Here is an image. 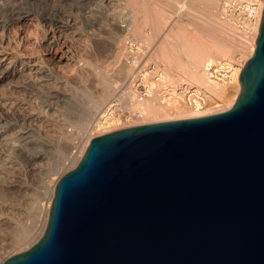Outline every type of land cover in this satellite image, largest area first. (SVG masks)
I'll list each match as a JSON object with an SVG mask.
<instances>
[{"label": "water", "instance_id": "water-1", "mask_svg": "<svg viewBox=\"0 0 264 264\" xmlns=\"http://www.w3.org/2000/svg\"><path fill=\"white\" fill-rule=\"evenodd\" d=\"M239 79L222 111L92 137L2 264H264V8Z\"/></svg>", "mask_w": 264, "mask_h": 264}, {"label": "bare ground", "instance_id": "bare-ground-1", "mask_svg": "<svg viewBox=\"0 0 264 264\" xmlns=\"http://www.w3.org/2000/svg\"><path fill=\"white\" fill-rule=\"evenodd\" d=\"M114 1L117 0H4V3L0 5V34L2 36L0 38V196L13 197V194L21 192L26 195V191L30 188L25 178H18L13 174L14 172L12 173V169H18L17 166L15 168L16 158L22 157L33 175L40 176L47 171L48 176L40 177L41 182L39 181L40 188H42L40 193L48 199L46 206L40 203L39 196L36 197L35 193H31L35 194L31 198L36 201L35 209L31 213L34 218L38 217L39 219L36 220L40 222L37 225L38 236H42L46 229L57 184L55 183L54 186L50 184V173L54 171V167L58 166V160L64 156V150L70 145L67 134L63 135L59 144L50 140V132L52 133L58 124L56 122L57 125H53L54 127L48 125L51 114L54 112L55 116V112H59L62 104H69L73 99L70 92H66L60 85L63 83L65 85V81L62 79L59 81L57 76L61 73V63L67 58L68 51L67 43L63 41V31L67 26H75L78 22L77 16L80 14L93 13ZM166 1L167 7L162 10L149 5L145 0H128L131 13L127 25L122 27L129 25L130 28L126 27L128 31L132 30L133 34H139L144 42L147 38L151 40L155 36L162 37L163 34L164 39L168 34L170 36V32L175 29V34L172 35H174L175 43L176 40L178 41L177 46L171 43L174 41L171 38V42H168V39L161 43V47H158L160 48L158 55L165 59L171 71H168L169 75L166 78L167 83L173 86L172 95L166 96L162 92H157L145 101L136 100L130 84V74L134 71L135 65L127 62L125 52V39L129 33L126 32L123 35L126 28H118V32L108 38L110 62L106 66L89 62V67L95 73L102 93L96 105L106 106L102 113H99L100 117L94 125L102 132L121 128L124 118L128 120L127 124L133 125L137 124L133 122L141 123L222 111L233 105L240 91L241 70L239 76L235 78V87L237 85L238 87L232 92L231 84H234V81V83L224 85L209 79L204 71V65L215 57L233 56L236 52H242L245 55L252 50L254 43L243 42L235 27L221 19L217 0H209L205 3L207 10L205 7L203 9L208 14L205 15L206 21L201 22L202 24L193 23V21L191 23L179 20L174 22V17L180 15L183 10L198 11L202 0ZM49 3L59 4L57 5L60 7L59 14L64 15V12H70L71 19L65 21V19L52 17ZM24 4L30 6L28 16H31L32 20L29 23L30 27L20 32L14 40L7 32L20 27V23L25 21L21 18L22 12L17 11V9L24 8ZM117 11L121 12V9H117L116 14ZM116 14L115 16H118ZM146 23H150L152 27V34L148 37L143 30ZM189 24L193 27H188ZM50 26L52 29H49ZM41 33L43 38L40 37ZM72 68L74 74L85 78L82 66L74 63ZM183 83L210 88L224 104L216 103L202 110L187 106L179 97L178 88ZM15 92L23 95L17 96ZM115 96H118L117 102H112L114 100L110 98ZM119 103L126 108L124 110L127 111V116L124 115L126 112L122 114L117 109H111ZM182 105L192 113L185 110ZM132 117H135L137 121H132ZM87 145L80 149L73 165L79 162ZM56 155L58 157L55 159ZM52 160L54 163H51ZM0 207L1 254L7 247L31 238L34 232L32 233V226H25L22 220L17 218V213L14 211L16 207L11 204ZM8 226H12L10 241L4 239Z\"/></svg>", "mask_w": 264, "mask_h": 264}, {"label": "rangeland", "instance_id": "rangeland-1", "mask_svg": "<svg viewBox=\"0 0 264 264\" xmlns=\"http://www.w3.org/2000/svg\"><path fill=\"white\" fill-rule=\"evenodd\" d=\"M127 1L128 0H117V1H114L113 3H110L107 7H103L101 9H98L97 11H94L93 13L84 14V15L80 14L79 16H77L78 22L76 23V25L75 26L73 25L72 27L67 26L63 31V41L67 43L68 47L66 49H68V51L70 53L67 51V58L61 63V65H62V67L60 69L61 73H59L57 76L59 78L58 79L59 81H61V79H62V81H65V85H64V83L60 84V85L63 89H65L66 92H68V91L70 92L73 99H72L71 103H69V104H66V105L62 104V106L59 107V112L58 111H57V113L55 112V116H54V112H53V114H51L50 118L48 116L49 121H50L48 123L49 127L50 126L54 127L55 125L58 124V127H56V129H54V131L52 130V133L50 132L49 137L50 136L51 137L49 139L52 140L53 142L56 141V144H59V142H61L63 137H64L63 135L67 134L69 137V141H70L69 147L66 150H64V153H65L64 156L58 160L59 161L57 164L58 166L54 167V169H53L54 171H51V173H50V176H49L50 184L53 186L55 183H57L59 178L66 171H68L69 169L73 168L74 165H76V164L73 165V163L75 162L74 160L78 156L80 149H82L83 146H86L92 137L99 135L101 133H105L104 130L102 132V130H99L98 128L94 127V125L98 121V118L100 117L99 113H102V111L104 110V108H106V106L104 104L100 107H98L96 105V101L99 99L100 96H102V93L100 90L101 88L98 85V79H97L95 73H93V71L89 67V62L91 61V63L92 62L93 63H99V64H101V66H106L107 63L110 62L111 58L110 59L108 58L109 52H110V47H109V43H108L109 39L108 38H110L112 35L117 33L119 30L118 28H120V27L121 28H126V27L130 28L129 25L122 27L124 25H127V21L129 19V15L131 13V10H130L131 8H129L130 5ZM182 1L183 0H180V2H182ZM186 1L189 2L192 0H186ZM208 1L209 0H205V1L202 0V4H201L198 11L195 10V11L187 12V10H183L180 13V15L178 14L179 16L176 15V18L174 17V22L176 20L177 21L179 20L182 22H190V23H191V21H193V23L198 22L199 24H202L201 22L204 23V21H206L205 15L208 14V12L205 11V10H207V8L205 7L206 6L205 3H207ZM145 2L148 3L149 5L155 7V8H159L162 10H164L167 7V4H166L167 1L166 0H145ZM217 2L220 3V0H217ZM262 2H264V0ZM2 3H4V0L0 1V5ZM55 3H52V4L49 3L50 13L52 12L51 16L55 17L57 19H65V21L70 20L72 17L71 13L66 11L67 13L64 12V15L61 13L59 14L58 10L60 9V7L57 6L59 4H55ZM23 7L24 8L17 9V11L22 12L21 18L25 19V21L20 23L21 26L18 27L19 29L13 28L11 30H8V32H7L9 37L11 39H14V40L19 36L18 34L20 32H22L23 30H26L30 27L29 23L32 20L31 16H28V14H30V13H28V10H30V6L28 4H24ZM218 7H219V4H218ZM117 9L118 10L121 9V12L117 11V14H116ZM218 12H219V10H218ZM115 14L118 16H115ZM140 20H142L141 17H140ZM176 24H178V23L176 22ZM174 25H175V23H174ZM188 27L191 28L193 26L192 25L190 26V24H189ZM128 28H126L123 35L126 34V32H127V33H129L127 36L133 35V36L139 37L141 39V36H139V34H137V33L133 34L132 30H129L130 31L129 32ZM49 29H52V27L50 26ZM143 30H144L145 34L147 35V37L150 36L152 34V27L150 26V23H146ZM174 30L172 32H170V36L172 34H175ZM42 35L43 34L41 33V36H40L41 38H43ZM163 35H162V37L161 36H155L151 40H150V38H147V40L145 41L146 43L144 41H143V43L148 48L147 57L149 59H151L152 61H156L159 64H161L163 66L164 71H165V75L168 76L169 75L168 73L171 71H169V66H168V63L166 61H164L165 59H162V57L158 55V51L160 49L158 47H161L160 46V45H162L161 43H163L164 41L166 42L168 39H169L168 42H171L172 40H174L171 43L174 44L175 46H177L176 43L178 41L176 40V43H175L174 35H172L170 37L168 34L167 37L164 39H163V37L165 35L164 36ZM0 38H2L1 34H0ZM171 38H172V40H170ZM251 51L252 50L248 51L244 57H248L249 54L251 53ZM74 63H77L78 66H82L84 68V74L86 75L85 78L84 77L81 78L77 74L73 73L72 67H73ZM176 74L178 76H181L179 73H176ZM234 82H233L234 84H231V86L233 87L232 92H234L236 90V87H238V85L235 87L236 80H234ZM15 95L22 96L23 94L22 93L16 94V92H15ZM109 98H107V99L109 100ZM117 98H118V96H115V97L110 98V99L114 100L112 102H117V100H116ZM218 101H219V104H221V105L224 104V102H222V100H220V99L216 100L215 102H218ZM182 107L184 108L183 105H182ZM185 110H187V108ZM187 111H189V110H187ZM125 112L126 113L124 115L127 116L128 113H127V111H125ZM189 112L192 113V111H189ZM89 114H91V115H89ZM56 119H57V121H56ZM81 120L83 122H81ZM131 120L137 121L135 117H132ZM56 122H57V124H56ZM78 123L81 124V126H79ZM127 123H128V120H126V118H124L123 123H122L123 125L121 124L120 127L130 125ZM133 123H138V122H133ZM73 131H75V132H73ZM57 157H58L57 155L54 156L55 159ZM16 160H17L16 162L18 164L17 163L15 164V168L17 166L18 169H12V173L14 172L13 174L17 175L18 178H22V179L25 178L24 180L27 181L28 184H30L29 190L26 191L27 194L30 193V195H27V194L25 195V193H22V192L20 194L19 193L13 194V197L12 196L11 197H5V196L1 195L4 198H2L0 196V206H3L5 204H9V205L11 204L14 207H16L14 209V211L17 213L16 214L17 218L19 220H22L21 222L24 223L25 226L26 225L32 226V233L34 232V234L32 235L31 238H26L23 241H21L20 243H18L17 245H11L10 247H7V249H5L3 252H1L0 264H2V262L8 256L14 254L15 252L26 249L27 247L31 246L33 243H35L41 237L40 235L38 236L39 228L37 225H38V223L40 224V222H38L37 220L39 218L38 217L34 218L33 217L34 215L31 213L35 209L34 207L36 206V204H35L36 201L34 198L32 199L31 196H33L35 194H36L35 195L36 197L39 196V200H41L40 203L43 204L44 206H46V204L48 203L47 197L44 198L45 197L44 194L40 193L42 190V188H40V186H41L40 177L43 178V177L48 176L47 171L44 172L43 174H41L40 176L33 175L29 171L28 166L22 157H18V158H16ZM51 163H54V161ZM13 174H11V175H13ZM20 176H22V177H20ZM31 188H32V190H30ZM36 188H37V191H36ZM31 193H35V194H31ZM6 231L7 232L5 233L4 239L5 240L7 239L10 241L12 238V234H11L12 226H8Z\"/></svg>", "mask_w": 264, "mask_h": 264}, {"label": "built area", "instance_id": "built-area-1", "mask_svg": "<svg viewBox=\"0 0 264 264\" xmlns=\"http://www.w3.org/2000/svg\"><path fill=\"white\" fill-rule=\"evenodd\" d=\"M263 0H220L219 16L235 27L239 38L245 43H255L261 23L264 8ZM126 60L135 65L131 73L130 84L136 100L139 102L162 92L166 96L172 95L173 86L167 83L163 66L147 57L148 48L136 36L129 35L125 39ZM237 52L233 56L215 57L207 61L204 71L209 79L224 85L231 84L243 67L247 57ZM179 97L187 106L202 110L215 105L218 96L202 85L183 83L179 88ZM111 109H117L122 114L126 108L115 104ZM125 109V110H124Z\"/></svg>", "mask_w": 264, "mask_h": 264}]
</instances>
